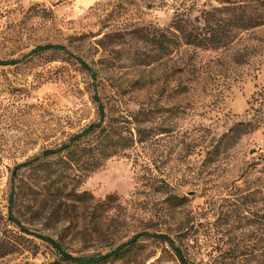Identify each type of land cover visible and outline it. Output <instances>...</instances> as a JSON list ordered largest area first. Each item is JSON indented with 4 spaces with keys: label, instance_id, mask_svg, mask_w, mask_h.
Wrapping results in <instances>:
<instances>
[{
    "label": "rangeland",
    "instance_id": "obj_1",
    "mask_svg": "<svg viewBox=\"0 0 264 264\" xmlns=\"http://www.w3.org/2000/svg\"><path fill=\"white\" fill-rule=\"evenodd\" d=\"M219 1L0 0V60L16 59L0 64V264H83L44 235L69 258L136 239L90 264H264V122L222 136L254 116L264 24L225 49L162 53L131 33ZM47 43L62 48L30 52ZM100 103L151 135L93 169L42 154L99 121Z\"/></svg>",
    "mask_w": 264,
    "mask_h": 264
},
{
    "label": "trees",
    "instance_id": "obj_2",
    "mask_svg": "<svg viewBox=\"0 0 264 264\" xmlns=\"http://www.w3.org/2000/svg\"><path fill=\"white\" fill-rule=\"evenodd\" d=\"M171 19L169 26L166 28L146 30L143 26H137L132 29L131 33L154 45L162 53L168 52L169 48L173 46L174 49L180 44L205 50L225 49L243 31L264 24V0H220L219 5L194 9L190 7L180 8L173 13ZM54 48H62V45L47 43L33 48L30 52ZM15 60H0V64L13 63ZM79 61L85 68L87 67L81 59ZM104 108V105L100 103L98 108L99 121L89 123L81 133L74 134L68 143L62 144L57 149H47L42 154L48 156L64 151L69 159L73 160L75 158L77 161L83 162L87 168L93 169L101 165L102 160L106 157L117 154L122 147L132 145L131 143H134L135 140L143 141L147 135H151L148 133L149 129L142 127L139 123H135V126H133L135 133H132L131 121L126 118L119 120V122H107ZM249 108L253 110L252 115L254 116L244 122L231 125L229 128L231 134H222L226 140H229V137L235 138L245 132L254 131L264 122V86L252 97ZM124 122H127V124H124ZM120 141H122V144ZM261 219L264 220V212ZM41 239L51 244L65 258L83 264H90L102 258H107V256L116 255L124 246L136 241V239H131L123 242L122 245L107 252L104 256L69 258L71 256L61 250V245L56 240L46 235L41 236ZM172 246L178 256L179 253L182 255L177 246ZM2 253H7V250L0 251V255ZM215 260L211 264H218V260L216 262Z\"/></svg>",
    "mask_w": 264,
    "mask_h": 264
},
{
    "label": "water",
    "instance_id": "obj_3",
    "mask_svg": "<svg viewBox=\"0 0 264 264\" xmlns=\"http://www.w3.org/2000/svg\"><path fill=\"white\" fill-rule=\"evenodd\" d=\"M8 210H9V213L11 214V210H10V208H8ZM179 256H180V258H181V260H182V255L179 253ZM182 263L183 264H185V262L182 260Z\"/></svg>",
    "mask_w": 264,
    "mask_h": 264
}]
</instances>
